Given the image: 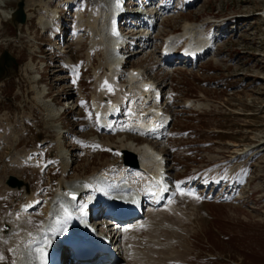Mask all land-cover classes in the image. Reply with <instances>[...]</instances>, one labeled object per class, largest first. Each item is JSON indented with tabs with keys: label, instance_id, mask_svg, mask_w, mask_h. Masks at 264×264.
Instances as JSON below:
<instances>
[{
	"label": "rangeland",
	"instance_id": "374dc122",
	"mask_svg": "<svg viewBox=\"0 0 264 264\" xmlns=\"http://www.w3.org/2000/svg\"><path fill=\"white\" fill-rule=\"evenodd\" d=\"M36 1L27 8V26L15 31L4 21L15 0H0V54L7 49L17 60L0 81V262L6 264H15L27 235L40 230L63 174L71 182L122 166L118 127L101 130L102 113L92 102L95 95L108 103L121 91L103 78V49L88 56L98 40L87 23H104L106 8L94 0ZM160 1L166 18L154 49L129 60L118 86L128 102L124 122L134 118L127 116V69H144L162 88L160 106L171 126L160 140L129 134L125 139L137 145L147 141L163 157L170 194L160 207L145 204L139 217L143 229L118 239L116 264H264V19L258 16L264 0H199L193 7L182 0ZM212 17L223 22L214 34V50L188 66L162 65L163 36L178 34L187 22L203 26ZM44 23L58 40L43 34ZM98 79L104 92L96 87ZM47 89L49 98L42 99ZM54 99L71 100L72 110L59 116L63 109L54 108ZM45 104L53 107V117ZM133 107L140 115L152 108L141 101ZM20 152L29 159L18 167L11 161ZM9 176L29 186L38 209L25 206L24 188L9 191ZM20 225L23 233L16 231Z\"/></svg>",
	"mask_w": 264,
	"mask_h": 264
},
{
	"label": "bare ground",
	"instance_id": "6f19581e",
	"mask_svg": "<svg viewBox=\"0 0 264 264\" xmlns=\"http://www.w3.org/2000/svg\"><path fill=\"white\" fill-rule=\"evenodd\" d=\"M100 1L101 0H96L95 2L99 3ZM116 1L117 0L111 1L112 6H113L112 8L115 7ZM36 2H37L36 0H31V1L27 0L26 10L30 5H33ZM186 3L191 4L192 0H186ZM103 9H105V8H103ZM106 12H107V16H106L107 18L105 17L106 18L105 21L102 18L104 23H102L101 25L99 24L100 28H99V25L97 24L96 21L94 22V24L87 23V24L92 26L91 31H93L92 35H93L94 39L98 40L91 47V50H89L88 56L90 58V54H91L90 52L91 51L96 50L99 47L103 48L104 66H105V73H104L103 78L106 79L108 81V83H110V85L113 87V89L116 90V92L121 90L119 92L120 93L122 92V95H123V92H124L123 88L124 87H122V88L119 87L118 85H120V82H119L120 79H118V81H117V79L114 77L115 76L114 74H115L116 70L118 69L120 61L123 59V57H122L123 54L118 53V51L116 50V47H118L122 43L123 39L121 38V36L113 34L112 28L114 27V25L110 21L111 13L107 9V7H106ZM261 15H263V17H264V12H263V14L261 13ZM27 19H29L28 16H27ZM192 24H195V23L187 22L184 25V27H182L183 31L179 32L177 34L178 36L174 35V36H170V38L168 37V41L164 47L165 51L172 52L174 50V47H175L174 46L175 41L179 38H185L186 49L184 50L183 54L187 56V59H191V60H188L189 63H192L193 61H198L199 59L202 58L201 53L203 51H205V50L212 51L214 49L213 47H215L214 39L211 38L210 36L208 37V36L204 35L202 33L203 32L202 27H199V25L195 26ZM82 26H84V24ZM46 27H48V26H46V24L44 23L43 28L45 29ZM200 28H201V30H199ZM77 29L80 30L81 27L79 26ZM146 30L147 29H144V27L138 29V31H146ZM150 40L152 41V39H148V40L147 39L146 40L139 39L138 42H139V46L141 47V52L144 51V53H145L148 48H149V50L151 49L152 44H151V42L149 43ZM136 53H138V51H136ZM206 53L207 52H204L203 56H205ZM69 64L71 65L72 63L70 62ZM96 73L99 75L101 73L100 69H98L96 71ZM126 80L128 83L127 84L128 92L127 91H125V92L127 94H129V96H130L129 100H130V104H131V107L129 108L130 112H129V115H127V116H134V118L129 119V122H127L125 120L126 122L123 121V125H120V128L123 129V135H119L120 138L118 140H119V143L121 145H120V147H118V149H119L118 151L126 150V151L133 152L134 154H136L138 156V160L140 163L139 169L138 170H130V169H128L122 165V166L117 168L118 171L110 168L107 171H109L111 173H102L101 172V173L91 174V175H89L83 179L79 178L80 176L79 177L77 176L78 178H75L73 181L70 180L71 182L64 181L65 174H63V181H61L57 184L56 192H58V194L53 198L52 202L50 203L49 209H47L44 212L46 220L43 223V227H42L41 231L32 232L33 234L31 236H32L33 240H36L35 241L36 243H37V241L39 242L38 246L35 245V248L37 247L40 250L43 246L51 245L52 247L60 249V246L63 245L64 241L60 240L63 237L62 231H60V224L58 223L59 221H57V219L54 218V216H55L54 211L58 208V205L60 204L61 199H63V196L66 193H68V189H70V188H74L78 192H80L85 185H87V184L88 185L91 184L92 186L100 185L101 180L108 178L107 177L108 175H113L114 176L113 182H112L114 185L113 188L116 189L119 187L128 186L133 190L134 194L136 195V197L138 199L144 200L147 196H152L153 201H155L157 203H159V201L161 199L163 200V198H162L163 195H158V188H159L160 183H161L160 182V180H161L160 170H162L164 168V164H163L164 159L161 157V155L159 153H157L153 150V148L149 145V143L147 141L145 142L147 144L144 143L142 145H137L136 143L133 142L134 140L133 141H127L125 139L126 134L127 135L129 134L132 136L142 137L145 140L151 139V137L159 134V132L162 130L164 123H166L167 119H168L167 115L163 114L161 116L158 114L159 112H162V111L157 107L158 106L157 102L154 101V95H156V98H158V96H161V94L159 95V93H157V92H155V90H153L154 85L146 93L142 92L141 88H140L141 78H135L133 76V73H127L126 74ZM96 87H98V89H102V87L100 86L99 79H98V83H97ZM102 91L103 90H101V92ZM120 93H118L119 97L115 98L113 101L107 100L108 103L105 102L104 104L99 103V98L97 99L95 97V95H93V104H94V106H96V109H100L101 110L100 113H102V116L100 117L102 125L107 126V124L109 123V120L111 119V117L113 115V112L116 110V108L118 106L121 105V103H123L124 99H123V97H120V95H121ZM56 100L57 99H54L53 102L59 103ZM138 101H141L144 106H147L148 104H150L152 106V108L150 107V110L148 112H145V113L142 112L143 114L140 115L137 113L136 109L133 107L134 104H136ZM45 109L47 110L48 114H50V117H53L52 116L53 107H51V105L45 104ZM149 127L153 128L152 132L148 131ZM123 139H124V141H127V142H124ZM13 142L10 145L14 147ZM92 144H95V142H93ZM99 145L102 148L106 147V146L107 147L110 146V144H105V143H103V144L100 143ZM83 147H85V146H83ZM86 147H87V145H86ZM28 155H29V153L28 154L22 153V152L17 153L15 155V158L12 157L13 160L11 161V163L15 164V166L19 167L22 165L21 162L23 160L28 159ZM62 161H63V159H62ZM65 162H64V164L66 165V167H64L63 173L67 172L68 164H66L67 162L66 163ZM1 182L3 183V181H1ZM101 187H103L102 189H104V188L106 189V184H102ZM167 190H168V188L165 189V193ZM9 191H12V189H9ZM13 191H15V190H13ZM102 191H104V190H102ZM34 195L35 194H32V193L30 195H24V198H26V200L28 202L26 207H30L29 210L36 208L34 205L35 200H36V198H35L36 196H34ZM56 216H58V219L59 218L62 219L63 217H65L61 213L56 215ZM106 219L111 221V222H114L115 224L117 223L116 219H113L109 216L106 217ZM99 220H101V219H99ZM95 221H97V220H95ZM132 221H136V219L128 221L126 223H121L122 225L123 224L124 225L120 228L122 230L129 229L130 227L133 226V224H135V223H131ZM137 224H140V222H138ZM137 224H135V225H137ZM112 226H114V225H112ZM115 228H116V226H115ZM120 228H119V230H120ZM19 230L23 231L24 227L22 225H20L16 229V231H19ZM11 233H13L12 229L10 232H7L6 237H10ZM29 238L30 237H28L27 239H29ZM24 240H25V238H24ZM26 244L24 246H22V245L19 246L21 248H18V250L16 251V253H18V259H17L15 264H36L37 263L39 255L37 254L35 249L32 252V248H34V247L29 248L28 249L29 251H26V249H25ZM54 252H57V251H54ZM29 256L31 259L29 258Z\"/></svg>",
	"mask_w": 264,
	"mask_h": 264
},
{
	"label": "water",
	"instance_id": "95a60500",
	"mask_svg": "<svg viewBox=\"0 0 264 264\" xmlns=\"http://www.w3.org/2000/svg\"><path fill=\"white\" fill-rule=\"evenodd\" d=\"M24 8L25 0H17L16 8L11 15V19L9 20V23L15 29H18L19 25H24L26 23V14ZM13 66H17L16 60L7 50H5L0 56V79H5L3 78V75L11 71ZM123 155L125 165L131 168H137L138 165L135 155L128 152H123ZM7 185L11 188H21L24 184L22 181H18L14 177H10L7 181ZM26 189H28L27 186Z\"/></svg>",
	"mask_w": 264,
	"mask_h": 264
}]
</instances>
